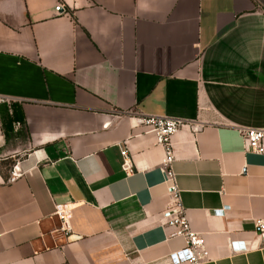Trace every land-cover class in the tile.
I'll return each mask as SVG.
<instances>
[{
  "label": "crops",
  "instance_id": "1",
  "mask_svg": "<svg viewBox=\"0 0 264 264\" xmlns=\"http://www.w3.org/2000/svg\"><path fill=\"white\" fill-rule=\"evenodd\" d=\"M0 96V264H171L187 244L147 117L184 121L204 264H264V154L241 136L264 129L263 1L0 0Z\"/></svg>",
  "mask_w": 264,
  "mask_h": 264
},
{
  "label": "built area",
  "instance_id": "2",
  "mask_svg": "<svg viewBox=\"0 0 264 264\" xmlns=\"http://www.w3.org/2000/svg\"><path fill=\"white\" fill-rule=\"evenodd\" d=\"M58 15L65 13L64 5L58 4L55 7ZM10 100L0 96V105L8 104ZM145 133H151L155 136L156 144L164 150V159L161 165L162 173L165 177V183L168 185L170 195L172 197L173 206L180 214L168 222V226L173 227L175 231L172 236H182L186 240V248L172 253L169 257L171 264H204L202 257L203 240L201 236L192 231L186 217L182 215L181 192L178 188L176 174L173 169L175 162L173 137L179 132L184 125V121L176 118L168 117H147L142 120ZM245 150L256 154H264V129H245L241 131ZM123 168L127 174L134 171L132 158L127 150L122 151ZM23 174L15 166L12 170V180L22 177ZM225 210L217 212L224 215ZM57 213L63 220H66V213L58 207ZM260 230V238L264 240V223L258 222ZM230 247L235 253H245L247 248L245 245L237 247L236 243H231Z\"/></svg>",
  "mask_w": 264,
  "mask_h": 264
},
{
  "label": "rangeland",
  "instance_id": "3",
  "mask_svg": "<svg viewBox=\"0 0 264 264\" xmlns=\"http://www.w3.org/2000/svg\"><path fill=\"white\" fill-rule=\"evenodd\" d=\"M9 165V164H8ZM6 167H8V166H6ZM12 169V168H11Z\"/></svg>",
  "mask_w": 264,
  "mask_h": 264
},
{
  "label": "water",
  "instance_id": "4",
  "mask_svg": "<svg viewBox=\"0 0 264 264\" xmlns=\"http://www.w3.org/2000/svg\"><path fill=\"white\" fill-rule=\"evenodd\" d=\"M261 1H263V2H264V0H261Z\"/></svg>",
  "mask_w": 264,
  "mask_h": 264
}]
</instances>
